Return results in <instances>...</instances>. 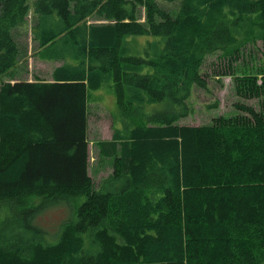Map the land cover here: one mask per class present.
Here are the masks:
<instances>
[{"label": "trees", "instance_id": "1", "mask_svg": "<svg viewBox=\"0 0 264 264\" xmlns=\"http://www.w3.org/2000/svg\"><path fill=\"white\" fill-rule=\"evenodd\" d=\"M28 15L34 54L61 63L0 82V264H264V0H0V79L26 55ZM212 54L258 107L181 124ZM106 84L116 112L96 146L112 170L96 186L88 91ZM64 203L45 240L35 218Z\"/></svg>", "mask_w": 264, "mask_h": 264}, {"label": "rangeland", "instance_id": "2", "mask_svg": "<svg viewBox=\"0 0 264 264\" xmlns=\"http://www.w3.org/2000/svg\"><path fill=\"white\" fill-rule=\"evenodd\" d=\"M159 3L163 8H168L170 10L176 5V3L161 1ZM138 14L140 21H143L144 12L142 8H139ZM27 18L28 23L26 31H23V33L17 38L19 39V42L27 46V51L30 49L31 53H27L26 51V55L20 59L16 67L17 78L31 79L38 76L43 79L49 76L51 66L60 61L46 62L38 60L36 57L32 58V56H34L33 52L36 43L31 39V33L28 28L31 20L30 15H28ZM92 20H90L92 23H98L95 21H99V18L93 16ZM146 38V36L135 37L136 40H139L141 43L143 42L141 45L145 43ZM260 57V45L256 48L247 46L243 55L236 63V72L242 68H250L253 63L258 65L260 63ZM29 58L31 59L29 60ZM219 65L220 60L217 58L216 54L208 55L206 57L201 72L205 76L207 87H193L189 98L192 110L187 116L181 118L179 123L201 125L211 123L213 118L217 116H231L237 113L234 103L238 101L251 104L255 108L258 107L259 102L257 99H244L236 95L234 80L231 76L216 74L219 70ZM109 98H113V101L110 102ZM88 99V171L95 185L99 186L102 178L106 177L111 172L112 164L111 159L102 158L98 155L96 142L100 139L111 137L112 128L109 111L116 112L115 93L112 86L106 84L101 90H89ZM99 101H102V103H99ZM69 207L68 204L64 203L43 211L35 218L34 222L42 230V236L45 237V240H54L59 225L67 220L70 215ZM0 217L4 218L5 213H2ZM30 225L34 227L32 222Z\"/></svg>", "mask_w": 264, "mask_h": 264}, {"label": "crops", "instance_id": "3", "mask_svg": "<svg viewBox=\"0 0 264 264\" xmlns=\"http://www.w3.org/2000/svg\"><path fill=\"white\" fill-rule=\"evenodd\" d=\"M32 2V1H31ZM90 20H92V17H90L89 18V21H88V23H91L92 21H90ZM103 22L104 20H102V19H99V21H95V22ZM30 39V38H29ZM35 43H36V41H34ZM35 49H37V43H36V46H35ZM35 49H34V52H33V55L34 56H32V58H37L38 60H41V61H46V62H50V61H56V60H54V59H41V58H39L36 54H34L35 53ZM27 53H31V51H30V49H28V51H27ZM31 58H29V60H30ZM60 63L61 62H58V63H56L55 65H53V66H51V68H50V70H49V76H47L46 78H43V79H45V80H52V72H53V70H54V68L56 67V66H58V65H60ZM12 77H14V78H12ZM10 76V74H7V75H5V76H3L1 79H0V82L2 81V80H4V81H7V80H10V82H14L15 80H17L18 78H17V74H16V72H15V74L13 75V76ZM35 78H38V79H42V78H40V77H38V76H36ZM35 78H27V79H24V80H28V81H32V80H34ZM102 88H100V90H101ZM109 100H110V102H112L113 101V98L111 99V98H109ZM99 103H102V101H99ZM88 108H89V104H88ZM111 111H109V116L111 117ZM87 119H88V116H87ZM112 122V121H111ZM110 137V136H109ZM106 139H109V138H106ZM100 140H102V139H100Z\"/></svg>", "mask_w": 264, "mask_h": 264}]
</instances>
